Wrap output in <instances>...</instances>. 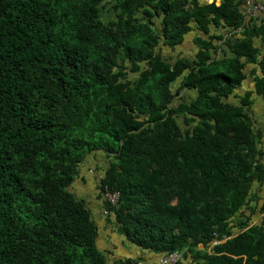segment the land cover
<instances>
[{
  "label": "trees",
  "instance_id": "16d2710c",
  "mask_svg": "<svg viewBox=\"0 0 264 264\" xmlns=\"http://www.w3.org/2000/svg\"><path fill=\"white\" fill-rule=\"evenodd\" d=\"M254 94L264 23L240 0H0V264H108L70 188L97 153L107 221L156 264H264V222L233 223L263 177Z\"/></svg>",
  "mask_w": 264,
  "mask_h": 264
},
{
  "label": "crops",
  "instance_id": "0c3cea01",
  "mask_svg": "<svg viewBox=\"0 0 264 264\" xmlns=\"http://www.w3.org/2000/svg\"><path fill=\"white\" fill-rule=\"evenodd\" d=\"M201 2H207L209 0H200ZM221 0H215L216 4H219ZM241 8L247 16L250 15L246 12L247 9L254 5L260 4L262 9L256 12V15L260 21L264 23V0H240ZM222 29V28H221ZM224 30V29H223ZM200 34H202L200 32ZM256 43L260 44V40L256 39ZM193 42L192 36L189 39L184 40L181 46L177 49L182 52L183 55L189 56L193 53ZM225 51H222V56ZM226 54H230L225 52ZM253 68L252 65L248 66L246 72L250 75V70ZM252 77L247 76L246 80L242 84L241 88L237 89L236 93L241 94L243 91L252 88ZM233 101L238 102L239 98L231 97ZM248 115L251 118L252 126L254 131L260 133L259 149L262 151L261 156L258 158V162L263 168V177L260 180H254L251 184L247 204L241 209L239 214L234 216L233 223L239 224L241 222H248L250 224H259L264 222V100L262 97L254 94L252 95V104L248 108ZM106 165L105 157L100 154H90L80 165L79 175L75 181L71 184V190L77 194L79 199L87 197L89 203L87 207L91 211V218L94 220L96 225L101 227L102 233L99 232L98 237L102 236L104 241L105 249H101L103 252L108 254V264L112 261V264H117L119 260H125L131 255L138 257L137 264H156L158 255L143 250L137 246H134L133 250L128 251L124 244V238L114 229V225L107 221V216L103 214V200L99 197V178L103 174V167ZM100 231V230H99ZM98 242V238H97ZM124 249L126 255H119L120 249ZM136 252V253H134ZM116 255V259L114 257ZM118 260V261H119ZM128 264V263H126ZM130 264V263H129ZM134 264V263H132Z\"/></svg>",
  "mask_w": 264,
  "mask_h": 264
},
{
  "label": "built area",
  "instance_id": "2783aa9c",
  "mask_svg": "<svg viewBox=\"0 0 264 264\" xmlns=\"http://www.w3.org/2000/svg\"><path fill=\"white\" fill-rule=\"evenodd\" d=\"M262 6L260 4L254 5L253 7L247 9V13L250 16H255L256 12L261 10ZM106 196L108 197V199L114 203L117 200L118 197V193H106ZM180 255L178 253H172L170 255H168L167 257H164L161 259V264H176L177 261L179 260Z\"/></svg>",
  "mask_w": 264,
  "mask_h": 264
},
{
  "label": "rangeland",
  "instance_id": "374dc122",
  "mask_svg": "<svg viewBox=\"0 0 264 264\" xmlns=\"http://www.w3.org/2000/svg\"><path fill=\"white\" fill-rule=\"evenodd\" d=\"M110 7V4H108V8ZM107 12H109V11H107ZM106 16H109L110 17V15H114V13H113V11H110V13H106L105 14ZM183 94H189L188 92H186V91H184V92H182ZM76 196H77V194H76ZM78 197V196H77ZM85 202H86V204L87 203H89V200L87 199V197H83L82 198ZM110 223V222H109ZM99 232H101L102 233V230H101V227L99 226ZM124 244L126 245V247L127 248H129V249H127L128 251H132L133 250V248H134V246L131 244V243H129V242H127L126 240H124ZM97 245H98V247H100L101 249H105V245H104V241L102 240V236H101V234H100V236L98 237V242H97ZM99 248V249H100ZM134 253H136V252H134ZM119 255H126V253L124 252V249L122 248V249H120V253H119ZM134 255H131V257H129V258H135V257H133ZM114 257H115V259H116V255H114ZM120 258H118V260H119ZM117 260V259H116ZM118 260H117V263H118ZM109 264H112V261H110L109 262ZM129 264V263H128Z\"/></svg>",
  "mask_w": 264,
  "mask_h": 264
},
{
  "label": "clouds",
  "instance_id": "9594fccd",
  "mask_svg": "<svg viewBox=\"0 0 264 264\" xmlns=\"http://www.w3.org/2000/svg\"><path fill=\"white\" fill-rule=\"evenodd\" d=\"M107 192H109V191H105V194L103 193V197L108 201V202H110V203H112L109 199H108V197L106 196V193ZM110 193V192H109ZM117 193V192H116ZM118 198V197H117ZM117 201V200H116ZM116 201L114 202V203H116ZM103 214L105 215V216H107V212L106 211H104L103 210Z\"/></svg>",
  "mask_w": 264,
  "mask_h": 264
}]
</instances>
